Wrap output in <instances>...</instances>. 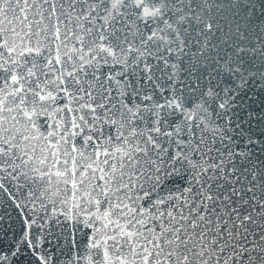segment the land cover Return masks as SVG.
<instances>
[{
  "label": "snow or ice",
  "instance_id": "1",
  "mask_svg": "<svg viewBox=\"0 0 264 264\" xmlns=\"http://www.w3.org/2000/svg\"><path fill=\"white\" fill-rule=\"evenodd\" d=\"M5 179L83 216L65 264H264V0H0Z\"/></svg>",
  "mask_w": 264,
  "mask_h": 264
},
{
  "label": "water",
  "instance_id": "2",
  "mask_svg": "<svg viewBox=\"0 0 264 264\" xmlns=\"http://www.w3.org/2000/svg\"><path fill=\"white\" fill-rule=\"evenodd\" d=\"M3 182L9 191L0 190V229L18 230L22 216L27 215L36 219L34 235L41 239L42 250L55 257V264H65L78 251L83 254V247L91 230L84 225L82 215L74 217L70 206L66 209L59 200H37L35 205L29 202L22 210L17 209L15 203L26 199L27 186L19 188L16 183L7 179ZM9 193L12 198H9ZM66 211L68 215L65 214Z\"/></svg>",
  "mask_w": 264,
  "mask_h": 264
}]
</instances>
